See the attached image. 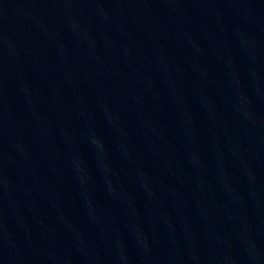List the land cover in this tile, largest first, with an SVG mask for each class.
Segmentation results:
<instances>
[{
	"label": "water",
	"instance_id": "1",
	"mask_svg": "<svg viewBox=\"0 0 264 264\" xmlns=\"http://www.w3.org/2000/svg\"><path fill=\"white\" fill-rule=\"evenodd\" d=\"M0 264H264V0H0Z\"/></svg>",
	"mask_w": 264,
	"mask_h": 264
}]
</instances>
